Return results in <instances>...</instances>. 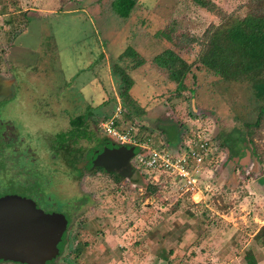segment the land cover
<instances>
[{
  "label": "rangeland",
  "instance_id": "rangeland-1",
  "mask_svg": "<svg viewBox=\"0 0 264 264\" xmlns=\"http://www.w3.org/2000/svg\"><path fill=\"white\" fill-rule=\"evenodd\" d=\"M208 1L238 18L249 2ZM110 2L0 0V200L42 202L40 184L71 179L68 190L89 196L74 218H93L76 238L92 239L91 247L74 260L69 242L53 264H245L248 249L264 264V249L252 240L264 226V164L251 154L264 153V120L244 127L264 102L248 82H224L197 61L204 31L219 18L192 0H137L122 19ZM126 48L136 58L121 55ZM165 49L188 65L181 89L152 62ZM113 66L132 80L127 98ZM116 100L124 124L163 146L185 145L194 129L206 135L211 160L200 171L199 203L132 159V174L117 180L99 170L77 173L97 146L79 140L59 148V136L88 109L87 128L102 138L98 124ZM230 133L252 139L234 158L219 145Z\"/></svg>",
  "mask_w": 264,
  "mask_h": 264
},
{
  "label": "trees",
  "instance_id": "trees-1",
  "mask_svg": "<svg viewBox=\"0 0 264 264\" xmlns=\"http://www.w3.org/2000/svg\"><path fill=\"white\" fill-rule=\"evenodd\" d=\"M192 1L199 7L211 11L220 20L219 25L210 26L204 31L201 51L197 58L198 63L224 82H248L253 97L256 100L264 102V0H249L245 6L244 15L240 18L225 14L208 0ZM136 2L137 0H111L110 8L116 16L125 19L128 17ZM121 55L132 59L137 56L130 48H126ZM152 62L159 69L165 70L168 78L175 82L179 89L183 87L182 80L188 72V65L173 51L165 49L154 56ZM113 73L118 74L121 82L124 84V88L119 94L120 98H127L132 80L117 66H113ZM89 115L90 111L86 109L83 114L69 120L70 128L59 136V139L63 144L68 142L75 144L79 140L94 142L97 147L93 150L86 151L90 157L88 163L91 168L103 171L102 167L93 165L95 156L100 154L104 148H111L117 145L104 137L101 133L102 138L98 139L94 133L87 128L86 120ZM263 120L264 103L262 107H259L254 122L252 124H245L244 127L248 128L253 126L261 128ZM167 139L168 142L173 140L172 138ZM245 143L252 144L250 136H248L245 142L244 138H241L239 134L230 133L226 134L221 139L219 145L226 146L229 155L234 158L237 157L241 151H245ZM127 148L131 150L133 156L136 149L131 146H127ZM251 154L257 162L264 164L263 152L258 153L257 156L256 150L251 148ZM80 164L81 163L77 164V171H79ZM132 172L131 169V174ZM104 173L111 174L114 180L122 177L114 172ZM148 193L152 194V189H149ZM81 232L82 230L80 228L78 236L81 235ZM252 240L260 246V248L264 249V226L257 229L252 236ZM91 244L92 239L91 242H89L87 238L80 240L78 247H76L74 251V257L78 258L82 249L85 250L90 248ZM243 261L245 264H258L251 249L244 252Z\"/></svg>",
  "mask_w": 264,
  "mask_h": 264
},
{
  "label": "built area",
  "instance_id": "built-area-1",
  "mask_svg": "<svg viewBox=\"0 0 264 264\" xmlns=\"http://www.w3.org/2000/svg\"><path fill=\"white\" fill-rule=\"evenodd\" d=\"M121 114L122 109L116 100L115 111L98 124L99 132L117 146L136 149L131 158L134 168L149 173L154 180L160 175L169 179L180 195L187 196L194 204L199 203L200 171L211 160L206 135L194 129L185 145L171 149L163 146L156 137L144 134L140 126L124 124Z\"/></svg>",
  "mask_w": 264,
  "mask_h": 264
},
{
  "label": "water",
  "instance_id": "water-1",
  "mask_svg": "<svg viewBox=\"0 0 264 264\" xmlns=\"http://www.w3.org/2000/svg\"><path fill=\"white\" fill-rule=\"evenodd\" d=\"M131 157L129 148H104L93 160V165L102 167L105 172L130 176ZM15 200L7 196L0 200V259L22 264H44L56 255L55 246L64 221L59 223L53 215L43 217L38 212L35 215L39 214L40 218L31 219L27 213H35V210H31L28 203Z\"/></svg>",
  "mask_w": 264,
  "mask_h": 264
},
{
  "label": "flooded vegetation",
  "instance_id": "flooded-vegetation-1",
  "mask_svg": "<svg viewBox=\"0 0 264 264\" xmlns=\"http://www.w3.org/2000/svg\"><path fill=\"white\" fill-rule=\"evenodd\" d=\"M62 146H63V143L60 144L59 148H61ZM90 162H91V160H90ZM80 165H82V167L84 166L85 169L83 167V168L79 169V171H77V173H80L82 170H86L88 172H92L93 170H99L96 168H91L89 163L88 162L85 163V161L82 162ZM76 168H77V164H76ZM131 169L133 171L132 166H131ZM99 171H101V170H99ZM67 182H68L67 184L65 183L67 185V188H65L64 181H63V183L61 182V183L57 184L56 187H52L51 184H47V183L40 184L38 186V189L40 188V191H43V193H44L43 194L44 199L42 200V202H36L33 200H28L26 198L22 199V201L25 204L28 203V205L31 206V208H30L31 210L32 209L35 210V213H33L32 211H29V213H27L31 219L40 218L39 214L35 215L38 212V213H40V216L44 217L45 215H53L54 219L58 220L59 223L61 221H64V223H65L64 229H63V231L59 237V240L55 246L56 251H57L55 257L52 258L50 261H45L44 264H53L52 263L53 260L60 256L61 251L69 242L72 246L71 250L69 252L70 256H73L74 260H76L73 254H74V251L76 250L78 243L80 242L79 240L78 241L76 240V238L79 237L78 236L79 229L80 228L82 229V227H84L86 224L89 226L93 225L92 224L93 218L90 219L89 221H84V220H80V216H79V219L77 220V222L75 223L74 217L77 214L79 215L83 206L88 205L89 196H87L86 194H79V192L76 193L74 189L68 190L69 186H73L74 180L71 179ZM21 198H23V197H21ZM17 202H19V201H17ZM39 203H40V206H39ZM12 210H13V208H12ZM0 264H22V263H18V262H15L13 260H10V259H0Z\"/></svg>",
  "mask_w": 264,
  "mask_h": 264
}]
</instances>
